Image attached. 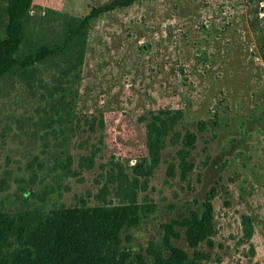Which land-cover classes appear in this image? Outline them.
<instances>
[{
    "label": "rangeland",
    "instance_id": "1",
    "mask_svg": "<svg viewBox=\"0 0 264 264\" xmlns=\"http://www.w3.org/2000/svg\"><path fill=\"white\" fill-rule=\"evenodd\" d=\"M113 1L36 0L25 39L62 44ZM73 39L0 78V211L155 204L123 234L145 253L164 222L214 190L203 264H264V0H132ZM177 244L192 254L185 238Z\"/></svg>",
    "mask_w": 264,
    "mask_h": 264
},
{
    "label": "trees",
    "instance_id": "2",
    "mask_svg": "<svg viewBox=\"0 0 264 264\" xmlns=\"http://www.w3.org/2000/svg\"><path fill=\"white\" fill-rule=\"evenodd\" d=\"M5 3L4 19H0V78L14 67L33 66L66 49L90 19L104 11L129 6L132 0H115L105 7H94L70 31L64 43L43 45L23 59L16 58L15 53L22 42L23 19L31 10L33 0H5ZM185 139L192 147L196 135L188 132ZM186 156L187 151L182 148L179 157L184 166L181 173L184 180L190 171ZM62 165L66 169L65 163ZM214 197L212 190L200 209L164 222L160 242L150 241L145 253L124 245L123 234L140 227L155 212V204L0 211V264H203L209 255L201 250V245H213ZM243 233L246 241L252 239L254 226L249 216L244 217ZM183 238L192 254L177 244ZM126 239L130 242L131 236L128 234Z\"/></svg>",
    "mask_w": 264,
    "mask_h": 264
},
{
    "label": "crops",
    "instance_id": "3",
    "mask_svg": "<svg viewBox=\"0 0 264 264\" xmlns=\"http://www.w3.org/2000/svg\"><path fill=\"white\" fill-rule=\"evenodd\" d=\"M35 1L36 0H33V4H32V7H31V10L29 11V13L24 17V19H23V22H24V20L27 18V17H29L31 14H33V13H35V12H37L36 14L38 15L39 13V11H35ZM22 22V42H21V45H20V48H19V50H17V52L15 53V56H16V58H18V59H23L25 56H27V55H29V54H31V53H34L36 50H37V48H39V46L38 47H36V44H33L31 41H29V40H27V39H25V34H24V28H23V23ZM78 36V35H77ZM77 36H75V37H77ZM74 37V38H75ZM73 40H75V39H73ZM73 42V41H72ZM72 42H71V44H72ZM31 43V44H30ZM27 44V45H26ZM23 45H26L27 46V49H28V51H26L21 57H17V54H19V51H20V49L23 47ZM69 48H70V46H69ZM69 48H67V49H69ZM67 49H64V50H62V51H60L59 53H57V54H55V55H52V56H49V57H47V58H45L44 60H42V61H39V62H37L35 65H33V66H29V67H21V68H23V69H28V68H33V67H36L38 64H41V63H44V62H46V60H48V58H50V57H55V56H58V55H60L61 54V52H64L65 50H67ZM18 67H20V66H17V68ZM14 68H16V67H14ZM13 68V69H14ZM13 69H11L10 71H12ZM9 71V72H10ZM8 72V73H9ZM7 73V74H8ZM6 74V75H7ZM5 76V75H4ZM3 76V77H4ZM3 77H1V78H3ZM64 164V163H63ZM63 166V165H62ZM65 166H67L66 167V169L68 170V163H65ZM66 169H63L64 171L66 170Z\"/></svg>",
    "mask_w": 264,
    "mask_h": 264
}]
</instances>
